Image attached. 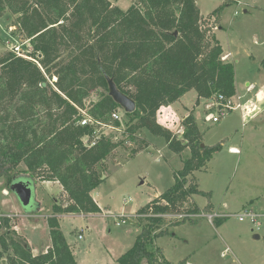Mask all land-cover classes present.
I'll list each match as a JSON object with an SVG mask.
<instances>
[{"label":"trees","instance_id":"obj_1","mask_svg":"<svg viewBox=\"0 0 264 264\" xmlns=\"http://www.w3.org/2000/svg\"><path fill=\"white\" fill-rule=\"evenodd\" d=\"M7 12L17 16L14 26L38 51L31 57L0 53V179L11 185L23 172L38 181H58L69 203L55 204L48 217L51 246L39 254L16 231V219L0 214V264H78L57 215L101 212L92 192L117 143L103 136L90 145L94 127L79 121L81 110L107 122L121 107L109 94L108 78L136 101V110L126 112L128 133L147 129L164 137L172 152L190 151L171 187L137 211L146 223L117 262L187 264V258L169 261L154 241L171 225L194 222L185 217L165 225L168 214L201 212L194 195L207 197L204 209L213 211L211 192L193 175L207 168L222 144L204 143L193 111L182 120L180 136L158 121V113L190 90L197 92V104L237 94L235 64L224 59L223 45L197 1L137 0L122 9L111 0H0V17ZM261 64L264 69V58ZM133 140L138 145L133 156L149 144Z\"/></svg>","mask_w":264,"mask_h":264},{"label":"rangeland","instance_id":"obj_2","mask_svg":"<svg viewBox=\"0 0 264 264\" xmlns=\"http://www.w3.org/2000/svg\"><path fill=\"white\" fill-rule=\"evenodd\" d=\"M111 1L122 9L137 2ZM196 1L201 15L207 18L214 31L218 29L217 37L225 51L230 53L229 61L235 64L238 94L242 97L240 102L243 108L234 110L219 122H207L206 114L215 110V105L211 108L215 97L211 101L201 98L197 104V92L190 90L175 102L176 120L166 116L159 117L161 124L180 136L184 131L182 120L193 111L203 133L204 143H220L222 146L208 162L207 168L198 170L193 175L202 190L211 192L213 211L204 209L209 204L207 197L194 195L193 198L201 209L200 214L196 213L198 216L193 218L194 222L187 220L171 225L168 227L169 232L155 239L154 243L173 263L187 258L192 264H264V69L261 64L264 58V0ZM218 8L222 10L220 16H210L208 19L209 14ZM16 18V15L9 12L0 17V53L12 50L13 45H21L24 55L31 57L38 51L37 43L33 39L24 38L17 31L14 26ZM247 83L252 86L250 91ZM101 92L98 90L92 93L87 104L96 100ZM117 111L121 117V125H118L120 129L102 130L105 137L117 143V147L108 157L105 167H101L102 182L92 193L103 209L100 213H89V216L85 213L57 215L59 219L61 217V228L67 238L89 250L86 258L92 264L96 258L101 259V255L106 254V249L116 246L118 242H121L123 251L134 245L141 232L140 225L146 223L143 219L145 215H140L137 211L171 187L175 180L174 171L182 168L183 159L190 154L189 149L181 154L172 152L164 137L154 135L147 129L134 135L128 133L126 123L129 118L122 107ZM184 114L187 115L179 120ZM115 121L111 117L107 122L116 125ZM133 138L149 142L148 146L134 156L132 152L138 145ZM231 147H236L238 152H232ZM24 169L25 165L21 164L19 170ZM1 179L0 214H10V217L16 219L17 226L19 217L12 215L15 212L13 204L16 197L10 189V181L6 179V182L1 183ZM36 189L37 185L34 188V205L32 209L29 208L36 212L29 215L21 209L20 212L28 217H21L23 220L19 224L22 225L16 231L29 244L31 242L39 248V252L36 251L39 254L43 251L42 246L49 243L48 217L54 214L56 203L53 198L57 197L59 201L56 204L62 207H66L69 200L67 194L64 196L56 186L48 193L49 199L44 198L43 191L40 192L37 197L42 199L41 202L38 200L40 206L36 199ZM3 190L8 196L3 194ZM21 207L23 208L22 204ZM245 207L259 214L258 224L251 219L240 221L236 217ZM110 212L129 221L116 225V220L108 215ZM221 212H228L230 216H218L211 221L208 216H204V213ZM165 217L166 227L175 219L185 218L174 214ZM117 219L121 220L119 217ZM29 222L31 225H28ZM134 222H138V225ZM79 234L84 239H79ZM39 242L44 245L39 246Z\"/></svg>","mask_w":264,"mask_h":264},{"label":"crops","instance_id":"obj_3","mask_svg":"<svg viewBox=\"0 0 264 264\" xmlns=\"http://www.w3.org/2000/svg\"><path fill=\"white\" fill-rule=\"evenodd\" d=\"M208 15V14H207ZM206 15V16H207ZM218 26V25H217ZM221 28V27H220ZM218 29H216L215 30V33H216V35L218 36ZM219 39V38H218ZM224 53H225V56H224V59H227V60H230V53L229 52H227V51H225V49H224ZM247 86L249 87V86H251V84L250 83H247ZM236 87H237V94L235 95V96H238L239 94H238V86H237V80H236ZM177 103V102H176ZM176 103H173V104H170V105H168V106H164V107H162L160 110H159V113H158V119H159V117H170L171 119H174L175 118V120L178 118L177 116H176V110H175V108H174V105H176ZM245 105H246V103H245ZM248 106V108H249V105H247ZM187 114H184L183 115V117H181V118H179V120H181L182 118H184V116H186ZM177 117V118H176ZM230 150L232 151V152H234V153H237L238 152V149L236 148V147H231L230 148ZM19 176H23V177H28V178H31V180L33 181V183H35V186L37 185V196H36V199H37V202H38V200L41 202L42 201V199L41 198H37L38 196H40V192L41 191H43L44 192V194H45V196H44V198L46 199H49V194L48 193H51L52 191H53V189L52 188H54V187H58L59 189H60V191H62L63 193H64V196L66 195V192L64 191V189H63V186L60 184V182H58V181H38V180H36V179H34V178H32L29 174H27V173H22L21 175H18V176H14V177H19ZM2 181H4V182H6V179L5 178H2L1 179V183H2ZM174 183V182H173ZM97 189V188H96ZM95 189V190H96ZM94 190V191H95ZM93 191V192H94ZM92 192V193H93ZM3 194L5 195V196H8V194H6L5 192H4V190H3ZM14 194V193H13ZM15 195V194H14ZM42 196V195H41ZM92 196H93V194H92ZM15 197H16V202H15V204H13L14 205V208H15V212L12 214V215H16V216H18L19 217V223L21 222V220H23V218H21L22 216L25 218V217H28L27 215H24V214H22L21 212H20V210L22 209V211L23 212H25V213H27V214H29V215H31L32 213H35L36 211H26L24 208H22L21 207V203H19L20 201H19V199H18V197L15 195ZM66 197H67V195H66ZM43 198V199H44ZM94 199H95V201L98 203V205L100 206V208L101 209H103V207L100 205V203H99V201L95 198V197H93ZM10 199V198H9ZM54 199V201L56 202V203H58V201H59V199H57V197H54L53 198ZM19 201V202H18ZM17 203V204H16ZM55 203V204H56ZM38 204L40 205V203L38 202ZM41 206V205H40ZM225 207H227V205L225 204ZM227 213V212H226ZM4 214V213H3ZM74 214H76V213H74ZM79 214V213H78ZM82 214H84V213H82ZM110 214H111V212H110ZM5 215H9L10 216V214H5ZM64 216H65V214H63ZM85 215H91V214H85ZM60 225H61V217H60ZM19 223H17V226H15L16 228L15 229H19L20 228V225H22V223L21 224H19ZM136 225H138L137 224V222H134ZM28 225H31L30 224V222L28 223ZM44 225H47L46 223L44 224ZM32 227L34 228L35 226H33L32 225ZM87 228L88 229H90V226H87ZM35 229V228H34ZM63 230V229H62ZM63 232H64V230H63ZM64 234H65V236L67 235L65 232H64ZM80 235H82V234H79V236ZM78 236V238L79 239H84V237L82 236V238H80ZM25 237V236H24ZM66 239H67V241H68V243L70 244V246H71V248H72V251H73V253H74V255H75V257H76V259H77V262H78V264H92V262H90V261H88V259L86 258V254H87V252L89 251V250H86V249H83V247L81 248V247H79L78 245H77V243H75V242H73V241H71V240H69L68 238H67V236H66ZM43 242H45V241H43ZM48 244H46L45 246H42V248H43V251L42 252H45V251H47V249L51 246V238L49 237V239H48ZM43 245H44V243H42ZM40 242L38 243V245L40 246V245H42ZM29 245H31V247H32V250H33V252H34V254H36L37 252H39V248H37V247H35L33 244H31V242H30V244ZM90 246V245H89ZM91 247V246H90ZM41 248V249H42ZM131 248V247H130ZM129 248V249H130ZM40 249V250H41ZM91 250V249H90ZM37 251V252H36ZM127 251V250H126ZM126 251H123V248L121 247V242H118V244L116 245V246H111V247H109L108 249H106V254H103V255H101L102 256V258L101 259H98V258H96V260H95V263L94 264H119L118 262H117V259L124 253V252H126ZM187 264H192V263H190V261H188L187 260Z\"/></svg>","mask_w":264,"mask_h":264},{"label":"built area","instance_id":"obj_4","mask_svg":"<svg viewBox=\"0 0 264 264\" xmlns=\"http://www.w3.org/2000/svg\"><path fill=\"white\" fill-rule=\"evenodd\" d=\"M12 50L14 52H16L18 55H22V56H26L23 53V49L21 48V45H13L12 46ZM54 80H56L57 78L54 77ZM252 89V86H249L248 90L250 91ZM241 96H234L231 98H226L223 94H218L215 98H214V104H212L211 108L215 105V110H210L205 117V121L207 122H219L222 118H224L225 116L229 115L231 112H233L234 110L237 109H241L243 108V104L241 101ZM211 101V100H210ZM83 113V117L82 119L79 121V123L81 125H91L94 127V131H93V135H92V141L90 143V145H95L97 143V141L101 138V137H105V132L102 130L104 129H114V130H119L120 128L116 125H112V124H108V122H102V121H98L97 119L93 118L92 116H90L89 114L86 113L85 110H81ZM244 117L246 116L245 114L243 115ZM112 118L114 120L117 121H121V117L119 116V113L117 110H115L112 113ZM200 214V213H199ZM109 217H113L116 220V225H121L122 223H126L127 221H129L127 218L122 217V216H116L114 214H108ZM173 215V214H170ZM174 216L179 217V218H183L186 216H189L190 218H196V216H198L196 213H180V214H174ZM204 216H208V218L211 220H213V218L215 217H228L230 216V214L227 212H221V213H208L205 214ZM259 214L257 212H254L252 209L245 207L243 209L242 212H240L239 214L236 215V217L240 220V221H244L246 219H251L254 223H259L257 222V218H258ZM117 217L121 218V220H118ZM201 217V216H199ZM80 238H82V235H80Z\"/></svg>","mask_w":264,"mask_h":264},{"label":"water","instance_id":"obj_5","mask_svg":"<svg viewBox=\"0 0 264 264\" xmlns=\"http://www.w3.org/2000/svg\"><path fill=\"white\" fill-rule=\"evenodd\" d=\"M178 34L177 32H175ZM43 55L42 53L39 54L41 58ZM109 84V94L113 97V99L125 110V112H134L136 110V101L122 92L114 82L112 78H108ZM35 184L28 177H14L13 181L10 185L11 191L18 197L20 203L22 204L23 208L28 212L32 211V207L35 201V193H34ZM31 208V209H29ZM256 237H259L256 235ZM6 260H3L5 263Z\"/></svg>","mask_w":264,"mask_h":264}]
</instances>
